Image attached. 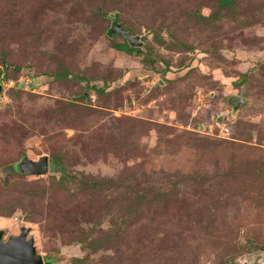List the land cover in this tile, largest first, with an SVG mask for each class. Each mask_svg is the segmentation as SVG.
<instances>
[{
    "label": "rangeland",
    "instance_id": "374dc122",
    "mask_svg": "<svg viewBox=\"0 0 264 264\" xmlns=\"http://www.w3.org/2000/svg\"><path fill=\"white\" fill-rule=\"evenodd\" d=\"M234 4L235 15L217 0H0L5 237L25 230L44 264L87 252L88 264H263L264 0ZM114 7L145 37L140 55L105 36L98 10ZM152 30L177 50L158 47ZM148 47L174 71L151 68ZM54 57L104 91L54 81ZM240 74L246 81L235 87ZM232 98L242 101L231 109ZM42 155L60 157L63 182L50 169L15 173L23 156ZM185 174L201 180L174 185ZM93 180L116 185L83 187ZM134 189L156 196L135 204ZM108 232L116 233L96 251L81 247Z\"/></svg>",
    "mask_w": 264,
    "mask_h": 264
},
{
    "label": "trees",
    "instance_id": "16d2710c",
    "mask_svg": "<svg viewBox=\"0 0 264 264\" xmlns=\"http://www.w3.org/2000/svg\"><path fill=\"white\" fill-rule=\"evenodd\" d=\"M218 2V5L220 7H225L227 10H229L230 12L233 13V15H235L237 13V10H236V6L234 4V0H217ZM99 12V15L104 18L107 22V27L105 29V36L107 38H110V43L112 45V47H114L115 49L119 50V51H122V52H125L127 54H131V55H140L141 54V50L140 48H138V46H130L119 34H117V32H111L110 31V27L112 24H115L116 26L119 25V27L124 30V31H130L132 32L133 34H138L137 32H134L133 29H131V27H124L123 26V20H119L118 19V15L121 13V9L120 8H116L114 7L113 8V12L112 13H108V12H103L102 10H98ZM198 17L200 19H204V20H207V21H210L213 22L214 21V18L211 16V15H208V16H203V15H198ZM150 29V27H149ZM107 30V31H106ZM111 32V33H110ZM111 34V35H109ZM116 36H120L122 39H123V42L121 43H117L114 41V37ZM142 39L144 40L145 37L142 36ZM152 39L154 41V43L156 45H158V47H163L169 51H174V50H177L176 49V46H172L170 45V43L165 39L163 38L157 31H153L152 30ZM191 48V47H189ZM147 52L151 53L152 50L150 47L147 48ZM145 52V54L147 53ZM4 56V54H3ZM151 57V58H149ZM55 61L58 63V69L55 70L54 72L51 73V76L53 78L54 81H68V80H75V81H84L85 84H86V87L88 88H91V89H94L95 91L97 92H103L104 91V88L103 87H97L95 85H89L88 84V78L86 76H84L83 73H75V72H72L71 70H69L68 66L60 59H58L57 57H54ZM144 61L148 62L150 64V67L153 68V69H156L154 67V64H157V63H163L164 64V68L162 70V74H165V73H170L172 71H174V69H172V67L174 66H170V62L168 59H165L163 58L162 56H160L156 51H153L152 52V56L149 55L148 53L146 54V57H143L142 58ZM26 67H28V65H25ZM25 66H21L20 64H15L13 65V68L15 72L21 70L23 67ZM25 67V68H26ZM183 66H179V69H181ZM239 80L237 82H233L234 86L235 87H240L245 81H246V75L243 74L239 76L238 78ZM15 92H19V89L15 90ZM73 97H76L73 96ZM83 99V98H82ZM232 100L230 99V105H231V109L232 108H235L232 106ZM65 107H70L73 105V103L71 101H67L65 104ZM43 156H46L48 158L47 155H42L40 157H43ZM25 157V156H23ZM22 157V158H23ZM39 157V158H40ZM50 160L49 162V169L51 173H54V172H58V181H61L63 182L64 181V170L62 169L61 167V159L58 155H53L52 157H50V159L48 158V161ZM261 168L257 167L253 170V175H257L259 176L261 174ZM17 174H22L24 175L25 173L23 172H15ZM253 178V176H252ZM193 181V183H199V181L201 180L199 177H197V174H185V175H180L176 178L175 180V183L174 185H176L177 182H186L187 180H191ZM121 185V183H117V185ZM103 185H116V183H112L110 180H102V181H98V180H93V181H90V182H85L83 184V187H89V188H95V187H100V186H103ZM134 193H135V204H139L141 202H143V200H146V201H149V200H152L153 198H155L154 196H150L149 193H145L143 192L144 190L142 189V192L139 193L138 190H133ZM131 205L127 206V212L130 210ZM125 221V219L123 218L121 220V223H123ZM23 230V229H22ZM115 233L116 232H108V233H105L103 234L102 236H99V237H92V238H89L86 236V238H83V246H81L82 248H85V247H89V249L94 252L96 251L98 248L102 247L106 241H109L113 236H115ZM113 234V236H112ZM88 238V240H87ZM249 248V243L247 242L245 245H243V247L241 248V252H245L247 251ZM89 252H87L86 254L82 255V254H79L77 256H74L72 257V262L73 264H88L89 261H87L88 257H89ZM228 259L230 260V262H232V259L230 258H222L221 259V262L222 264H228ZM47 264H50L53 259H46L45 260Z\"/></svg>",
    "mask_w": 264,
    "mask_h": 264
},
{
    "label": "water",
    "instance_id": "95a60500",
    "mask_svg": "<svg viewBox=\"0 0 264 264\" xmlns=\"http://www.w3.org/2000/svg\"><path fill=\"white\" fill-rule=\"evenodd\" d=\"M115 32L119 34L130 46H141L143 41L141 35L133 34L130 31L122 30L119 25L116 26ZM31 88V82L20 83ZM0 83V91H1ZM238 98H232V106L238 105ZM18 164V171L28 175H44L49 170V161L46 156L40 157L38 160H32L23 157ZM261 263L264 264V254L260 256ZM0 264H44L43 258L35 252L33 241L26 239V231L22 230L19 235L11 237L6 242L1 240L0 235Z\"/></svg>",
    "mask_w": 264,
    "mask_h": 264
},
{
    "label": "flooded vegetation",
    "instance_id": "af4514ba",
    "mask_svg": "<svg viewBox=\"0 0 264 264\" xmlns=\"http://www.w3.org/2000/svg\"><path fill=\"white\" fill-rule=\"evenodd\" d=\"M20 233H21V230H20V232H19L18 234H11V235L5 237V236L3 235L4 233L0 230L1 240H2L3 242H6V241L9 240L11 237H13V236H15V235H19ZM26 239H30V238H27V237H26Z\"/></svg>",
    "mask_w": 264,
    "mask_h": 264
}]
</instances>
